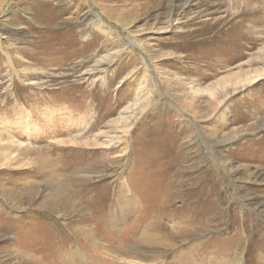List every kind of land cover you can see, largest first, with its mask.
Segmentation results:
<instances>
[{
  "label": "rangeland",
  "instance_id": "obj_1",
  "mask_svg": "<svg viewBox=\"0 0 264 264\" xmlns=\"http://www.w3.org/2000/svg\"><path fill=\"white\" fill-rule=\"evenodd\" d=\"M185 1L0 0V264H264V0Z\"/></svg>",
  "mask_w": 264,
  "mask_h": 264
},
{
  "label": "bare ground",
  "instance_id": "obj_2",
  "mask_svg": "<svg viewBox=\"0 0 264 264\" xmlns=\"http://www.w3.org/2000/svg\"><path fill=\"white\" fill-rule=\"evenodd\" d=\"M255 1H257V0H228V2L231 5H235L236 7L253 6V5L255 6L256 5V2ZM189 2H190V0H186L184 4L187 5ZM259 6H264V3H263V5H259ZM85 20L86 21L88 20L89 26H92L91 28L97 27L99 29V31H102L103 33H106V32L103 31L104 30V29H102L103 28V24L101 22V19L98 18L97 15H95V14L93 15L92 13H89V14H87L85 16ZM103 175L104 176H110V177H116V170H114V168L111 167L110 164H107V166L105 167V170L103 171ZM125 189L126 188H124V186H122V187L119 188V192H118V195L116 196L117 198L115 200L116 201V205H117L116 213H114L113 212L114 210H112L109 213V215H108V217L106 219L107 220L106 221V224H109L108 226H110L112 229H114V231H116L115 229H117L119 227V225L122 224V219L124 218V220H125V218L127 217L126 216V214H127L126 213V210L129 212L130 210H132V209L134 210L135 209L134 208V206H135L134 205V202H133V200H131L130 197L127 198V195L129 196V194H127L124 191ZM58 190H60V188ZM86 200L87 201H90L92 199L91 198H87ZM62 203L64 204V207L69 205L67 201H63ZM50 204L51 205H55V202L52 201V202H50ZM158 214L160 215L161 213H158ZM157 217H158V215H156V213H154V212L150 213L149 217L146 219V221H145V223L143 224L142 227L139 225V227H137L136 230L133 229V234L131 233L132 235L129 236V239L130 240L129 239L128 240L134 242L135 246L141 244L142 247H146V248H149L150 246H153V245H159V246H163V247H169L170 245H172V242H174L173 239L175 240V237L176 238L181 237L180 234L181 235L184 234L183 235V237H184L188 233V230L184 227L185 230H181L179 233H177V235H173V233L175 231H177L179 228L176 227V226H172V227L166 226L165 227L164 224L162 223V221L159 220L160 218H157ZM159 217H162V216H159ZM184 218H181V219H184ZM181 223H185V222L182 221ZM100 224H101V222H100ZM198 225H200V224H198ZM85 227L86 226H84V228ZM198 227L199 226H197V227L194 226L193 227L194 232H198V229H199ZM80 230H81V227L78 228V230H77L76 233H80ZM139 230H141V231L139 232ZM91 231H92V233L88 234L86 232L85 237H83V239L85 240L86 243L91 242V240L94 239L95 232H93V227L91 228ZM138 232H139V235L142 236L140 240H138V239L135 238V235ZM111 233H112V231H111ZM183 237H181V238H183ZM135 246L132 247V249L135 248ZM130 252H132V251H130ZM138 255L139 256L140 255L144 256V253L142 251H139L138 252ZM236 256L237 255H235L234 258L232 257L233 259L229 260L227 262V264H242V259L239 258V257H236ZM113 257H115V256H113ZM150 259H154V255L152 257H150ZM115 260H116V258H115ZM64 264H67V262L65 261ZM86 264H88V263H86ZM90 264H93V263H90Z\"/></svg>",
  "mask_w": 264,
  "mask_h": 264
}]
</instances>
